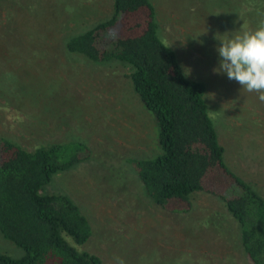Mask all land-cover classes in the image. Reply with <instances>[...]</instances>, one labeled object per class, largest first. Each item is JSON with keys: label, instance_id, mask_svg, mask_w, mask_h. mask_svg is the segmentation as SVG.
Listing matches in <instances>:
<instances>
[{"label": "rangeland", "instance_id": "rangeland-1", "mask_svg": "<svg viewBox=\"0 0 264 264\" xmlns=\"http://www.w3.org/2000/svg\"><path fill=\"white\" fill-rule=\"evenodd\" d=\"M18 1L0 0V74L20 94L15 95L20 108L0 105V131L26 147L67 137L92 148L86 161L57 172L46 185L67 193L91 221L86 242L67 239L98 253L102 264H253L219 199L198 191L182 213L162 209L144 195L127 158L159 152L158 129L153 112L134 93L127 67L63 52L67 38L110 13L111 0ZM237 1L242 5L234 11L242 18L256 5ZM152 2L160 37L176 50L186 75L205 82L226 162L264 196V103L213 71L220 62L221 41L215 37L223 34L209 29L218 16L201 1L194 7L183 0ZM257 2L261 9L255 13L263 18L264 0ZM51 60L57 64L47 63ZM47 67L49 74L43 72ZM2 79L0 90L7 87ZM26 109H33L34 117L19 111ZM0 252L19 256L23 250L0 232Z\"/></svg>", "mask_w": 264, "mask_h": 264}, {"label": "trees", "instance_id": "trees-1", "mask_svg": "<svg viewBox=\"0 0 264 264\" xmlns=\"http://www.w3.org/2000/svg\"><path fill=\"white\" fill-rule=\"evenodd\" d=\"M200 1L212 17L218 16L209 30L228 37L264 21L255 13L261 9L257 0H251L256 5L247 7L243 18L234 11L242 5L237 0H183L188 7ZM244 18L247 23L241 28ZM62 49L87 62L125 65L134 93L153 112L160 151L127 158L144 195L162 209L182 213L198 191L219 199L227 217L234 218L233 232H238L246 256L253 264H264V196L226 162L205 82L188 77L176 50L160 37L152 0H111L109 14L72 34ZM49 68L43 72L49 74ZM0 76L7 82L0 90V105L20 108L13 81ZM19 111L28 118L35 115L33 109ZM91 152L83 140L66 137L26 147L0 131V232L23 250L19 256L0 252V264H102L98 253L67 239L81 244L91 237L88 215L67 193L46 187L54 174L86 161Z\"/></svg>", "mask_w": 264, "mask_h": 264}, {"label": "clouds", "instance_id": "clouds-1", "mask_svg": "<svg viewBox=\"0 0 264 264\" xmlns=\"http://www.w3.org/2000/svg\"><path fill=\"white\" fill-rule=\"evenodd\" d=\"M215 38L221 41L216 49L220 62L213 71L226 74L243 90L257 93L258 100L264 103V23L255 31L236 32L228 38L217 34ZM118 264H124L123 260Z\"/></svg>", "mask_w": 264, "mask_h": 264}, {"label": "crops", "instance_id": "crops-1", "mask_svg": "<svg viewBox=\"0 0 264 264\" xmlns=\"http://www.w3.org/2000/svg\"><path fill=\"white\" fill-rule=\"evenodd\" d=\"M1 1H4V0H1ZM11 1V0H10ZM17 2L19 3L20 1L17 0Z\"/></svg>", "mask_w": 264, "mask_h": 264}]
</instances>
